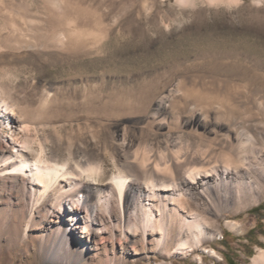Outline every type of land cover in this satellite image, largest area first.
Listing matches in <instances>:
<instances>
[{
    "label": "rangeland",
    "instance_id": "1",
    "mask_svg": "<svg viewBox=\"0 0 264 264\" xmlns=\"http://www.w3.org/2000/svg\"><path fill=\"white\" fill-rule=\"evenodd\" d=\"M262 43L264 0H197L194 7L175 0H0V88L28 123L32 157L38 141L61 159L83 152L103 160L102 181H111V156L143 155L152 165L155 155L202 152L207 144L220 154L242 128L258 131L240 110L243 97H264V55L246 52ZM167 88L172 93L154 113ZM11 131L25 135L16 121L0 119V158L6 148L17 152ZM119 133L132 145L121 147ZM214 167L196 179L185 175L201 194L213 235L182 254L174 251L183 235L177 229L157 244L151 229L126 232L115 207L102 220L65 195L60 206L31 209L28 196L0 177V264H253L264 248V209L255 208L264 198L239 212L210 202L197 179L227 171ZM148 198L142 202L157 214V197ZM88 219L95 223L86 236L80 228ZM101 225L106 231L96 232Z\"/></svg>",
    "mask_w": 264,
    "mask_h": 264
},
{
    "label": "bare ground",
    "instance_id": "2",
    "mask_svg": "<svg viewBox=\"0 0 264 264\" xmlns=\"http://www.w3.org/2000/svg\"><path fill=\"white\" fill-rule=\"evenodd\" d=\"M175 1L178 5L190 7H194L197 2ZM239 1L205 0L207 3L226 4H237ZM246 52L253 53L256 57L264 55V43L258 48L247 46ZM171 91L172 88L165 89L156 99L154 113L161 111L164 100L172 93ZM242 101L240 111L246 114L248 119L251 118V122L259 129L253 132L244 127L234 133V137L232 135L231 138L235 139L236 143L226 140L224 147L226 152L217 154L215 149L207 144L208 147L202 152L153 155L152 165L144 161L143 155L138 160H130L127 153L115 155L111 156V159L116 171L110 176L111 181H102L105 170L103 160L98 157L83 152L80 154L70 152L68 158L61 159L55 151L44 153L46 152L44 145L39 141L36 156L32 157L31 151L35 147L31 146L29 138L31 136L27 134L30 130L28 123L16 115V109L0 88V119L5 117L7 121H16L25 132L24 136L21 135L22 137L17 139L15 133L11 131V142L13 146H18V149L15 153L7 148L2 152L0 177H5L7 182H13L16 189L28 196L31 209L35 205L36 210H39V206L47 202L60 206L62 195H65L68 203H75V208L85 210L88 215L103 214L102 220L113 217L115 207L126 232L134 234L139 229L145 234L151 229L150 233L158 234L155 237L157 244H165L172 230L177 229L178 235L182 233L184 238L183 235L178 238L174 251L182 254L187 248H195L213 235V229L206 223L201 205H198L196 199L201 194L195 190L185 175L190 179H196V174L216 171L214 165L219 162L227 171L220 170L217 177L212 176V180L207 178V175H201L197 179V182L203 185L204 194L210 202L230 205L235 212H239L264 198V97H243ZM255 116H258V119L255 120ZM117 135L121 147L132 145L133 138L127 137L124 133ZM19 170H24L27 174ZM60 181H63L65 186L61 185ZM142 183L149 190L152 189L151 192L144 189ZM155 186L172 188L161 193L153 190ZM145 195L149 197L148 199L157 197L158 200L153 204L157 214L153 213L152 206L142 202ZM68 219L72 223L74 217L70 216ZM94 220L97 221V218ZM90 221L88 219L80 228L86 236L90 233L91 224L95 223L92 219ZM72 227L78 228L79 225L73 221ZM99 228L103 229L97 228L95 231L99 233L106 231L104 225ZM66 232L67 228L61 232L63 239ZM252 262L264 264V248L259 249Z\"/></svg>",
    "mask_w": 264,
    "mask_h": 264
},
{
    "label": "trees",
    "instance_id": "3",
    "mask_svg": "<svg viewBox=\"0 0 264 264\" xmlns=\"http://www.w3.org/2000/svg\"><path fill=\"white\" fill-rule=\"evenodd\" d=\"M255 208H257V209H264V207H263V204L262 205H258V206H256ZM252 231V229L251 230H249V232H251ZM226 258V257H225ZM226 261H227V263L229 264V261L226 259Z\"/></svg>",
    "mask_w": 264,
    "mask_h": 264
}]
</instances>
